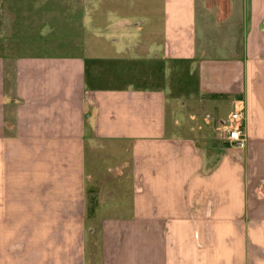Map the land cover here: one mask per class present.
Listing matches in <instances>:
<instances>
[{"label": "crops", "instance_id": "1", "mask_svg": "<svg viewBox=\"0 0 264 264\" xmlns=\"http://www.w3.org/2000/svg\"><path fill=\"white\" fill-rule=\"evenodd\" d=\"M161 4L157 30L112 55L97 8L76 55L20 56L50 41L0 17V264H264V0Z\"/></svg>", "mask_w": 264, "mask_h": 264}, {"label": "rangeland", "instance_id": "2", "mask_svg": "<svg viewBox=\"0 0 264 264\" xmlns=\"http://www.w3.org/2000/svg\"><path fill=\"white\" fill-rule=\"evenodd\" d=\"M0 3V17L8 20L11 14L17 15L15 16L17 18L15 39L21 42L27 39V42H33V44L50 41L47 47H34L28 52L21 50L18 52L20 56L85 53L84 51L88 50L90 44H93L96 39L89 35L90 30L84 26V22L87 23L85 19L91 16L90 13L94 12L95 8L98 13V30L95 32L99 34L95 44L103 51V55H112L124 48L131 49L129 46L134 47L139 40L145 37V34L153 29L157 30L161 22L162 0H0ZM81 25L84 28H81ZM27 32L29 36L26 38L24 34ZM86 53L89 55L88 51ZM99 65L103 66L101 67L103 73L113 71L115 72L113 75L124 74L122 76L124 82L117 83L119 85L125 83L124 62H102ZM152 70V68L145 69L143 72L140 67L141 73L147 75L145 79L148 77V72ZM150 78L151 80L146 79V82H149L147 86H154V79L152 76ZM171 81L176 91L174 94H179L181 89L184 91L179 94V100H172L173 104H177L179 108L185 104L186 106L181 107L180 110L188 111L193 106L189 100L194 99L196 94L195 77L186 74L171 75ZM219 115L226 120L231 114L227 109L225 112H219ZM103 166L104 163L98 165V169ZM101 171L102 173L99 174L106 172L105 169Z\"/></svg>", "mask_w": 264, "mask_h": 264}, {"label": "built area", "instance_id": "3", "mask_svg": "<svg viewBox=\"0 0 264 264\" xmlns=\"http://www.w3.org/2000/svg\"><path fill=\"white\" fill-rule=\"evenodd\" d=\"M241 115V112H235L229 119L223 120L221 125L228 144L242 150L246 146V135L240 123Z\"/></svg>", "mask_w": 264, "mask_h": 264}]
</instances>
